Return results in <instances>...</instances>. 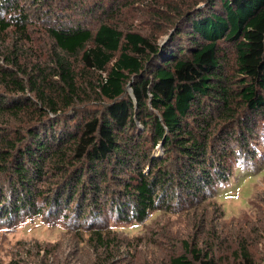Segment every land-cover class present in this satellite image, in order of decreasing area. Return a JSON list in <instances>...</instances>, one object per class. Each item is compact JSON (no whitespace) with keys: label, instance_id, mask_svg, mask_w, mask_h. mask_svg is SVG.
I'll list each match as a JSON object with an SVG mask.
<instances>
[{"label":"trees","instance_id":"1","mask_svg":"<svg viewBox=\"0 0 264 264\" xmlns=\"http://www.w3.org/2000/svg\"><path fill=\"white\" fill-rule=\"evenodd\" d=\"M154 3L163 25L147 33L116 18L132 0H0L3 219L71 210L87 224L142 223L205 201L256 163L264 0ZM37 24L53 50L26 68ZM192 245L170 264H221ZM235 253L260 264L243 244Z\"/></svg>","mask_w":264,"mask_h":264},{"label":"rangeland","instance_id":"2","mask_svg":"<svg viewBox=\"0 0 264 264\" xmlns=\"http://www.w3.org/2000/svg\"><path fill=\"white\" fill-rule=\"evenodd\" d=\"M156 5L154 0H132L124 14L116 18L121 27L161 32L163 20L155 15ZM39 26L32 33L33 42H27L21 54L26 68L41 57L46 59L53 50L51 40ZM165 29L161 38L169 36L163 35ZM6 37V45L15 44L14 32ZM256 149V163L239 169L229 182L217 185L205 201L186 204L178 211L153 212L142 223L120 221L109 214L99 222L101 225L87 224L71 210H65L70 217L48 211L35 217L22 213L18 219L15 215L3 219L0 215V264H104L108 259L112 264H170L171 257L187 254L184 241L211 248L221 264H237L235 251L243 244L256 262L263 264L264 132ZM162 154L163 150L157 149L155 155ZM97 229L111 244L97 241Z\"/></svg>","mask_w":264,"mask_h":264},{"label":"water","instance_id":"3","mask_svg":"<svg viewBox=\"0 0 264 264\" xmlns=\"http://www.w3.org/2000/svg\"><path fill=\"white\" fill-rule=\"evenodd\" d=\"M160 149H161V150H164V147H163V145H162V144H161V146H160Z\"/></svg>","mask_w":264,"mask_h":264}]
</instances>
